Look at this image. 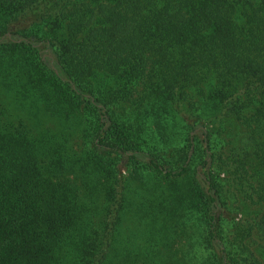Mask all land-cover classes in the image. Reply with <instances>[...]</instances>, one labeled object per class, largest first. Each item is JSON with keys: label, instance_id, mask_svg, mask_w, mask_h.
Listing matches in <instances>:
<instances>
[{"label": "trees", "instance_id": "obj_1", "mask_svg": "<svg viewBox=\"0 0 264 264\" xmlns=\"http://www.w3.org/2000/svg\"><path fill=\"white\" fill-rule=\"evenodd\" d=\"M0 264H264V0H0Z\"/></svg>", "mask_w": 264, "mask_h": 264}]
</instances>
